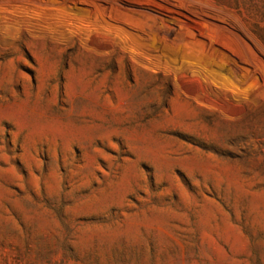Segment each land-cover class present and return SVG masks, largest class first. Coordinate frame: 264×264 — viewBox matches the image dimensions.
<instances>
[{"label": "rangeland", "instance_id": "obj_1", "mask_svg": "<svg viewBox=\"0 0 264 264\" xmlns=\"http://www.w3.org/2000/svg\"><path fill=\"white\" fill-rule=\"evenodd\" d=\"M0 264H264V0H0Z\"/></svg>", "mask_w": 264, "mask_h": 264}]
</instances>
